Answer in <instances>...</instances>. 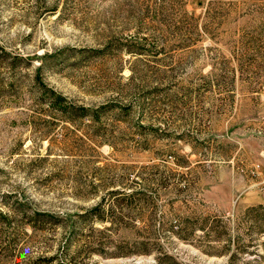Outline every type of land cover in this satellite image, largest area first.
Returning a JSON list of instances; mask_svg holds the SVG:
<instances>
[{"label": "rangeland", "instance_id": "obj_1", "mask_svg": "<svg viewBox=\"0 0 264 264\" xmlns=\"http://www.w3.org/2000/svg\"><path fill=\"white\" fill-rule=\"evenodd\" d=\"M0 264H264V0H0Z\"/></svg>", "mask_w": 264, "mask_h": 264}, {"label": "trees", "instance_id": "obj_2", "mask_svg": "<svg viewBox=\"0 0 264 264\" xmlns=\"http://www.w3.org/2000/svg\"><path fill=\"white\" fill-rule=\"evenodd\" d=\"M44 90V89H43ZM44 92V91H43ZM48 92L51 94V100L53 101V103L55 104V105H58V104H60V102L62 101V99H60V97L59 96H56L55 94H54V92L53 91H51V90H48ZM69 107V105H64L63 106V108L65 109V108H68ZM80 110L84 113V112H86L88 109L87 108H85V107H80ZM85 114V113H84ZM113 194H121L122 196H124V197H130V196H132V193H130V194H126L125 192H124V190L123 191H118V190H114V191H110L109 193H108V195H113ZM100 205V204H99ZM98 205V206H99ZM116 205H118V204H116ZM111 212H112V210H111V208H109L108 210H104V208H94L93 210H91V211H89V214H88V219H89V217H91V218H99V219H103L105 216L104 215H111ZM80 218H86V215L85 216H80ZM147 253V252H146Z\"/></svg>", "mask_w": 264, "mask_h": 264}]
</instances>
